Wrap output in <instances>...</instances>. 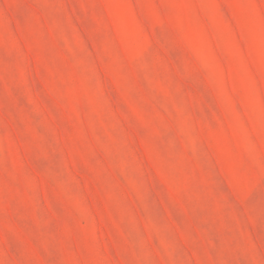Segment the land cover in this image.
Listing matches in <instances>:
<instances>
[{
    "label": "rangeland",
    "instance_id": "1",
    "mask_svg": "<svg viewBox=\"0 0 264 264\" xmlns=\"http://www.w3.org/2000/svg\"><path fill=\"white\" fill-rule=\"evenodd\" d=\"M0 264H264V0H0Z\"/></svg>",
    "mask_w": 264,
    "mask_h": 264
}]
</instances>
